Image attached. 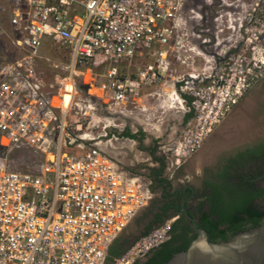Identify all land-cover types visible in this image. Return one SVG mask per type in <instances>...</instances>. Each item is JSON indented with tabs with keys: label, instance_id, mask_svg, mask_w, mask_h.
<instances>
[{
	"label": "built area",
	"instance_id": "obj_1",
	"mask_svg": "<svg viewBox=\"0 0 264 264\" xmlns=\"http://www.w3.org/2000/svg\"><path fill=\"white\" fill-rule=\"evenodd\" d=\"M2 1L0 13L15 36L9 42L20 55L0 61V264H105L108 247L147 206L151 191L96 147L78 155L65 152L66 118L81 88L115 112L141 106L143 90L165 86L171 78L170 39L184 25V0ZM154 45L159 49L152 63L135 77L121 76L122 62ZM63 47L68 49L64 67L41 54ZM102 63L98 75L94 68ZM259 69L253 62L244 71L230 56L208 85L190 88L195 115L171 145L175 165L200 147ZM17 152L41 159L34 172L12 169ZM174 219L112 264L144 259L169 239Z\"/></svg>",
	"mask_w": 264,
	"mask_h": 264
},
{
	"label": "rangeland",
	"instance_id": "obj_2",
	"mask_svg": "<svg viewBox=\"0 0 264 264\" xmlns=\"http://www.w3.org/2000/svg\"><path fill=\"white\" fill-rule=\"evenodd\" d=\"M2 3L3 1L0 0V5ZM181 10L184 25L170 39L172 48L167 52L168 73L171 78H166L168 83L165 86L149 89L150 93L157 92L159 96L153 94L143 98L139 107L130 105L125 110L114 112L101 99L89 96L86 89H79L76 105L66 118L69 130L67 136L63 138L65 152L78 155L87 148L96 147L120 168L132 170V173H135L134 178L148 185L145 168L157 167V164L151 162L148 154L140 149L136 142L119 138L117 134L125 129L135 131L140 128L150 137L162 138L159 153L167 158L168 164L164 173L169 175L176 167L171 155V145L182 135L186 126L193 122L195 115L194 101L191 121L186 126L180 123V107H184L180 94L191 97L190 88L208 85L214 72L217 75L221 74L224 62L230 56L242 63L244 71L247 66L256 63L260 69L256 70L254 75L257 78L263 75L264 65H261L260 61H264V0H184ZM170 24L167 22L164 25L169 27ZM0 27L4 31V34H0V61L13 60L20 54L11 47L7 39L10 27L7 16L2 13H0ZM214 37L216 41L222 42L220 46H211ZM195 38L203 43L210 42L203 44L206 53L190 52L194 48ZM226 41L228 44L225 45ZM219 47H221L219 56H216ZM156 50L158 49L152 47L144 54V58H133L129 62H122L119 65L121 76L135 77L139 68L153 62L152 55ZM41 54L50 57L56 63L63 64V67L68 62V49L64 47L61 52L56 49H42ZM195 64L201 70H193ZM94 71L100 75L104 67L96 66ZM198 72L201 74H196ZM45 78L51 81L52 75L47 73ZM257 78L249 81V86ZM101 81L102 79L98 78L96 84L99 85ZM90 93L99 94L96 90H91ZM146 145H149L148 141ZM21 156L11 158L12 169L17 172H34L38 157ZM154 229L156 227L152 230ZM134 231L135 227L130 221L120 235L125 234L124 237H129ZM140 238L141 236L134 239V243Z\"/></svg>",
	"mask_w": 264,
	"mask_h": 264
},
{
	"label": "flooded vegetation",
	"instance_id": "obj_3",
	"mask_svg": "<svg viewBox=\"0 0 264 264\" xmlns=\"http://www.w3.org/2000/svg\"><path fill=\"white\" fill-rule=\"evenodd\" d=\"M139 131L144 135L140 142L131 141L140 149H146L143 151L154 164L157 163L152 157H164L165 168L163 174L157 176L151 172L159 164L145 168L151 198L147 206L131 219L134 233L129 237H124L125 234L118 236L116 246L132 243L149 227H156L162 218H175L176 245H181L183 240H193L196 235L183 215L182 206L197 227L203 214L218 223V212L230 202L246 204L237 213L241 219L240 229L252 228L255 223L248 219L252 215L264 214V73L243 92L200 147L176 165L169 175L164 173L167 158L159 153L163 139L150 137L140 128L130 130L132 134ZM147 141L149 145H146ZM120 170L128 178H134L132 170ZM228 227V224L218 225V230L231 234ZM186 228L191 231L187 233Z\"/></svg>",
	"mask_w": 264,
	"mask_h": 264
},
{
	"label": "trees",
	"instance_id": "obj_4",
	"mask_svg": "<svg viewBox=\"0 0 264 264\" xmlns=\"http://www.w3.org/2000/svg\"><path fill=\"white\" fill-rule=\"evenodd\" d=\"M14 38H15L14 33L12 29L10 28L9 32L7 33V39L10 41V40H13ZM0 51H1V47H0ZM99 67L100 68L105 67V63H102L101 65H99ZM181 97L186 101L187 106L191 107V112L185 118V121H187L193 115V108H192L193 98L185 94H182ZM143 136L144 135L141 131H139L136 134H132L129 129H125L121 133L117 134V137L119 138L137 140L139 142L143 138ZM142 150H146V149H142ZM21 155H25L26 157H38V156H33L29 154L28 152H17L13 154L12 157L13 156L20 157ZM38 159H39L38 160V163H39L41 159L39 157ZM152 159H153V162L159 164V167L154 168L151 174H155L156 176L162 175L163 169L165 168L164 157H152ZM245 205L246 204L244 203H235V202L224 204L223 208L218 212V217H219L218 223H214L213 221L209 219L208 216H205L203 214L202 218L200 219V224L198 227L206 231L209 237V240L211 242H225L229 238H231L233 235L247 230V229H240L241 219L237 216V213L242 211ZM157 217L158 215L156 214L155 218ZM166 219L168 218H162L159 221V224L156 226V228L162 225ZM248 220L255 223L253 227H256L263 223L264 214L252 215L250 219ZM223 224H228L229 226L228 228L232 230L231 234H227L226 230H218V225H223ZM176 227H177V223H172L171 229L169 232V239L163 244H161L159 247H157L156 249L150 251L145 256L143 261L141 262L137 261L134 264H165L168 260L172 258L173 255L185 250L190 241L188 242L186 240H183V243L181 245H176L177 238L174 234ZM152 229L153 228L149 227L145 232L141 234V237L147 235ZM189 231H191V229L186 228V232L188 233ZM118 238L119 237H117L108 247L107 256L105 258V264H112L115 259L119 258L134 243L133 241L132 243L126 246H123V247L116 246L115 244L118 242Z\"/></svg>",
	"mask_w": 264,
	"mask_h": 264
},
{
	"label": "water",
	"instance_id": "obj_5",
	"mask_svg": "<svg viewBox=\"0 0 264 264\" xmlns=\"http://www.w3.org/2000/svg\"><path fill=\"white\" fill-rule=\"evenodd\" d=\"M181 210L196 236L185 250L165 264H264V223L239 232L225 242H211L184 206Z\"/></svg>",
	"mask_w": 264,
	"mask_h": 264
},
{
	"label": "crops",
	"instance_id": "obj_6",
	"mask_svg": "<svg viewBox=\"0 0 264 264\" xmlns=\"http://www.w3.org/2000/svg\"><path fill=\"white\" fill-rule=\"evenodd\" d=\"M77 13H80V10L78 9L77 10ZM166 24V23H165ZM193 49H191V51L190 52H193V54H199V53H206L205 52V49L203 48V44H201L200 43V41H199V39H197V38H195L194 39V41H193ZM154 47V49H159V47L157 46V45H154L153 46ZM146 52H148V50H145V49H142V50H140V51H138V53L133 57L134 59H137V58H144L143 56H144V54L146 53ZM195 52V53H194ZM150 54H148V56H149ZM132 58V59H133ZM129 61H131V59L130 60H127V61H125V62H129ZM99 66V65H98ZM97 66V67H98ZM192 69L193 70H201L200 68L198 69L197 68V66H196V64L195 65H193V67H192ZM200 72V71H199ZM196 73V74H201V73ZM172 83V82H171ZM178 87L180 86V85H177ZM172 91H174V89H171ZM163 91V90H162ZM165 92V91H164ZM153 94H156L157 96H159V94L157 93V92H149V89H145V90H143V95H144V97L143 98H145V97H150V96H153ZM182 94H180V96H181ZM181 103L184 105V107H180V116H179V120H180V123H182V125H184V126H186L190 121H191V119H192V117H193V115H192V117L190 118V119H188L187 121H185V118H186V116L191 112V107H189V106H187V103H186V101L181 97ZM194 106V100H193V102H192V108H194L193 107ZM134 142V141H133Z\"/></svg>",
	"mask_w": 264,
	"mask_h": 264
},
{
	"label": "bare ground",
	"instance_id": "obj_7",
	"mask_svg": "<svg viewBox=\"0 0 264 264\" xmlns=\"http://www.w3.org/2000/svg\"><path fill=\"white\" fill-rule=\"evenodd\" d=\"M235 6H236V5H234V7H235ZM234 7H231V8H234ZM237 8H238V7H237ZM193 32H195V31H193ZM239 34L242 36L241 33H239ZM239 37H240V36H239ZM235 41H236V40H235ZM223 42H224V41H223ZM236 42H237V41H236ZM200 43H201V44H209L210 42H208V43H207V42H205V43L200 42ZM221 43H222V42H218V41H216V38L214 37V41H213V43H210V44H211L212 47H218V46L221 45ZM224 44L226 45V44H228V42L226 41V43H224ZM222 46H223V45H222ZM222 46H221V47H222ZM221 47H219V49H218L217 52L215 53L216 56H219V50H220ZM207 59H208V58H207ZM209 62H210V61H209Z\"/></svg>",
	"mask_w": 264,
	"mask_h": 264
}]
</instances>
